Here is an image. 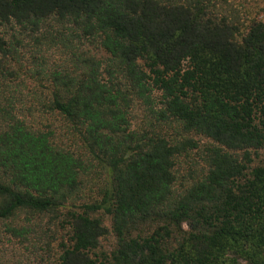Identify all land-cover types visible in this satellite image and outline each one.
<instances>
[{
  "label": "trees",
  "instance_id": "1",
  "mask_svg": "<svg viewBox=\"0 0 264 264\" xmlns=\"http://www.w3.org/2000/svg\"><path fill=\"white\" fill-rule=\"evenodd\" d=\"M252 7L0 0V260L264 264V0Z\"/></svg>",
  "mask_w": 264,
  "mask_h": 264
},
{
  "label": "rangeland",
  "instance_id": "2",
  "mask_svg": "<svg viewBox=\"0 0 264 264\" xmlns=\"http://www.w3.org/2000/svg\"><path fill=\"white\" fill-rule=\"evenodd\" d=\"M240 1L245 2V3H250L251 5L255 4V7H252L253 9H255V13L260 9L261 0H240ZM8 38H9V36H8ZM29 53H27L23 58L20 57V60L15 65L19 70V73L21 75V79L24 80V82H22V86L24 85L23 89L25 91L24 92L25 96L23 97V99H21V101L19 103V104L23 105V106H20L22 114L29 112L30 106L33 105V102L29 99V96L31 94L28 93V89H27V87L33 85L31 82V79H29V75H28V69H29L28 65H31V67H33L32 66V59H31ZM33 65H34V63H33ZM0 73H1V71H0ZM12 85L15 86L14 80L12 81ZM18 89H19V87H18ZM139 114H141V112H139ZM107 223H109V221H107ZM102 243H103V246L106 248H110L112 246L111 240H103ZM0 264H6V262L0 260Z\"/></svg>",
  "mask_w": 264,
  "mask_h": 264
}]
</instances>
